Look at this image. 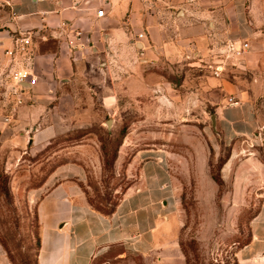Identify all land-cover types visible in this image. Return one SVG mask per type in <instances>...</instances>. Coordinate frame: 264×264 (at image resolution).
I'll list each match as a JSON object with an SVG mask.
<instances>
[{
  "label": "crops",
  "instance_id": "crops-1",
  "mask_svg": "<svg viewBox=\"0 0 264 264\" xmlns=\"http://www.w3.org/2000/svg\"><path fill=\"white\" fill-rule=\"evenodd\" d=\"M230 38L249 43L245 64L218 77L199 71ZM19 72L28 78L18 81ZM263 74L264 0H0V144L24 153L28 143L60 134L55 122L78 121L80 112L68 109V89L78 85H109L108 97L121 94L130 105L148 97L163 121H193L197 108L201 117L212 110L211 133L229 148L223 181L257 188L261 202L249 242L234 253L238 264H264V132L237 86ZM140 121L126 139L140 134ZM132 153L130 184L108 214L90 205L64 165L32 188L37 264H136L130 254L148 256L174 237L177 193L167 151L156 145ZM0 264H12L1 243ZM155 264L182 263L158 257Z\"/></svg>",
  "mask_w": 264,
  "mask_h": 264
},
{
  "label": "rangeland",
  "instance_id": "rangeland-1",
  "mask_svg": "<svg viewBox=\"0 0 264 264\" xmlns=\"http://www.w3.org/2000/svg\"><path fill=\"white\" fill-rule=\"evenodd\" d=\"M108 86L70 87L68 109L78 110L80 118L67 124L55 122L60 134L28 143L30 149L24 153L0 144V243L10 262L37 264V196L32 188L53 169L64 165L78 178L90 205L108 212L130 181L125 169L134 149L160 145L167 151L177 193L174 237L164 239L165 247L148 256L130 254V258L136 264H155L158 257L182 264L186 257L191 264H236L234 253L249 240V222L261 202L257 188L240 187L236 179L219 185L212 178L219 174L220 160L228 153V147L219 146L211 133L213 111L201 117L197 108L198 118L193 121H163L162 116H155L150 98L143 99L144 105L141 99L126 104L121 94L108 97ZM237 86L252 102L264 132V74L254 85ZM107 119L112 120L109 128ZM138 119L135 128L140 134L126 139L132 121ZM213 128L217 129L216 123Z\"/></svg>",
  "mask_w": 264,
  "mask_h": 264
},
{
  "label": "built area",
  "instance_id": "built-area-1",
  "mask_svg": "<svg viewBox=\"0 0 264 264\" xmlns=\"http://www.w3.org/2000/svg\"><path fill=\"white\" fill-rule=\"evenodd\" d=\"M107 1V0H106ZM105 15V9L103 6H100L96 9V17L100 18ZM143 34H139V37H142ZM22 44L26 45L29 43V38L23 37L20 39ZM249 49V43L247 41L230 38L222 45H217L216 49L211 52L210 56L204 60H201L198 64L199 71H205L213 76H221L223 72L228 69L240 68L245 64V55ZM11 54V51L8 52ZM196 57V56H195ZM27 72H19L15 74L14 77L18 81H23L28 78ZM31 83L35 82V78H30ZM228 104L238 105V101L233 97L228 98Z\"/></svg>",
  "mask_w": 264,
  "mask_h": 264
},
{
  "label": "trees",
  "instance_id": "trees-1",
  "mask_svg": "<svg viewBox=\"0 0 264 264\" xmlns=\"http://www.w3.org/2000/svg\"><path fill=\"white\" fill-rule=\"evenodd\" d=\"M228 156H229V148H228V153L227 154H225V156L220 160V165H219V174H217V175H215V174H212L211 176H212V178L214 179V181L217 183V184H219V185H221L222 184V182H224L223 181V179H222V177H221V174H220V170H221V168H222V165L226 162V160L228 159ZM114 159H115V155H114ZM128 161H129V159H128ZM128 161H127V163H128ZM43 183V182H42ZM41 183V184H42ZM40 184V185H41ZM130 184V182H128L127 184H126V186L123 188V190H125V188H127V186ZM39 186V185H38ZM37 187V186H36ZM123 190H122V192H123ZM119 200V199H118ZM118 203V201L116 202V204ZM116 204L114 205V207L116 206ZM114 207L110 210V211H108V212H104V211H102V212H104V213H110V212H112V210L114 209ZM96 209V208H95ZM98 210V209H97ZM253 216V215H252ZM249 240H250V237H249ZM249 240L246 242V243H244V244H242L241 246H243V245H245V244H247L248 242H249ZM241 246H238V248L239 247H241ZM38 248H39V246H38ZM37 263V262H36ZM186 264H191L190 263V260H189V258L188 257H186ZM236 264H238L237 262H236Z\"/></svg>",
  "mask_w": 264,
  "mask_h": 264
},
{
  "label": "water",
  "instance_id": "water-1",
  "mask_svg": "<svg viewBox=\"0 0 264 264\" xmlns=\"http://www.w3.org/2000/svg\"><path fill=\"white\" fill-rule=\"evenodd\" d=\"M210 118H211L212 125L214 127L215 126V115L212 114L210 116ZM105 123H106V126L109 128L111 126L112 120L111 119H107Z\"/></svg>",
  "mask_w": 264,
  "mask_h": 264
},
{
  "label": "bare ground",
  "instance_id": "bare-ground-1",
  "mask_svg": "<svg viewBox=\"0 0 264 264\" xmlns=\"http://www.w3.org/2000/svg\"><path fill=\"white\" fill-rule=\"evenodd\" d=\"M235 158V157H234ZM229 167V166H228ZM228 169V168H227Z\"/></svg>",
  "mask_w": 264,
  "mask_h": 264
}]
</instances>
